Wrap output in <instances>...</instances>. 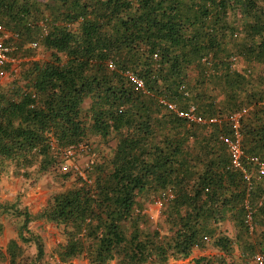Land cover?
Here are the masks:
<instances>
[{
  "label": "trees",
  "instance_id": "1",
  "mask_svg": "<svg viewBox=\"0 0 264 264\" xmlns=\"http://www.w3.org/2000/svg\"><path fill=\"white\" fill-rule=\"evenodd\" d=\"M0 25L14 47L0 70L11 75L0 85V171L74 180L35 217L60 231L57 263L169 264L206 248L215 253L188 264L264 259V176L243 160L245 181L220 139L242 113L243 154L264 162V0H0ZM162 99L220 122L187 123ZM91 137L87 179L62 172L65 151L92 153ZM167 189L153 222L146 202ZM0 215L20 222L0 261L51 264L18 200L0 203Z\"/></svg>",
  "mask_w": 264,
  "mask_h": 264
},
{
  "label": "rangeland",
  "instance_id": "2",
  "mask_svg": "<svg viewBox=\"0 0 264 264\" xmlns=\"http://www.w3.org/2000/svg\"><path fill=\"white\" fill-rule=\"evenodd\" d=\"M41 57L42 51H37L36 59H41ZM10 80L11 75L9 72H5L3 76H0V85L5 86L8 82H10ZM90 142L92 145V153L89 154L84 151L74 154L72 160H66L64 163L67 167V171L62 172L72 171L73 166H76L83 174H85V170L88 168L93 158H96L97 156L96 152L99 144L97 139L93 137L90 138ZM113 147L114 141H111L110 148L101 147V149L103 153L109 156ZM93 153H95V156ZM13 169V164H6L0 171V203L11 204L18 200L19 207L22 209L26 208L29 211L34 219L28 224V228L42 239L45 251V261L50 262L51 264H59L57 263L56 256L53 253L56 246L62 242L59 229H57L52 223H48L41 219H35V217L44 207L48 205L53 195L71 188L74 180L66 179L65 177H62L60 173H56L54 171L41 175V177L36 179L34 175L31 179H23L15 176ZM145 209V214L151 219V221L155 222L159 219L158 217L161 210L160 207L146 202ZM0 220L3 221L6 232H8V236H15L20 223L18 222V218L10 215H3ZM221 230L231 237L234 234L232 225L227 221L221 226ZM3 243L4 242L0 243V253L4 256L6 249L5 244ZM23 248L25 250L24 255L27 259H30L35 255V246L29 245L24 246ZM210 253L214 254L215 252L210 248ZM0 264L8 263L6 260H3L0 261ZM62 264H88V261L80 257Z\"/></svg>",
  "mask_w": 264,
  "mask_h": 264
},
{
  "label": "built area",
  "instance_id": "3",
  "mask_svg": "<svg viewBox=\"0 0 264 264\" xmlns=\"http://www.w3.org/2000/svg\"><path fill=\"white\" fill-rule=\"evenodd\" d=\"M8 37V34L4 32L2 26L0 25V70L1 67L4 66L7 63L13 62V60L10 58L9 54L11 51H13L14 47L8 46L5 44V40ZM32 48L36 47L35 43H32L30 45ZM113 68V66H111ZM5 72L0 71V76H3ZM128 78L135 84L137 88H143V82L138 77L134 76L133 74L127 73L126 74ZM160 103L167 107L169 110L175 112L178 117L184 119L187 123L192 124H211V123H219L220 120H217L215 118L210 119L208 122L204 120L201 117L196 116L195 108L193 106H190L187 110L181 111L176 108L174 104L167 103L165 100H160ZM242 113H237L232 115L229 120L232 123L233 128V136L230 138H226L221 136L220 139L224 142V144L228 148V152L230 154L231 158V167L235 169H239L243 176L245 181H249L251 178V175L249 171H247L246 167L243 164V160H245L246 163L252 164L256 167L258 174L260 176H264V162L260 161L257 157L253 156H244L243 151L240 147V134L238 131V120L241 117ZM74 148L69 147L65 153L64 157L67 160H72L75 154ZM78 151H83V146H80L78 148ZM61 171H67V167L65 165L61 166ZM72 171L77 173L83 180H86V174H83L76 166H73ZM173 197L171 189L165 190V192L162 194V200L155 203L158 207L162 205L164 201H168ZM248 221L250 222L251 216H247ZM205 242H209L208 239L205 240ZM255 264H264V259L262 256L257 255L254 258Z\"/></svg>",
  "mask_w": 264,
  "mask_h": 264
},
{
  "label": "crops",
  "instance_id": "4",
  "mask_svg": "<svg viewBox=\"0 0 264 264\" xmlns=\"http://www.w3.org/2000/svg\"><path fill=\"white\" fill-rule=\"evenodd\" d=\"M1 217H3V215H0V219H1ZM0 223L3 226V230H2V233L0 235V243L4 242L3 244H5V249H6L8 242L12 239L17 238V231H16L15 236L9 237L8 232H6L5 225L3 224V221L0 220ZM208 255H212L210 253V248H206L205 250L194 249L192 254L187 259H185V260H171L169 262V264H175V263L188 264V263L192 262L194 259H197V258L203 257V256H208ZM111 264H113V262Z\"/></svg>",
  "mask_w": 264,
  "mask_h": 264
}]
</instances>
